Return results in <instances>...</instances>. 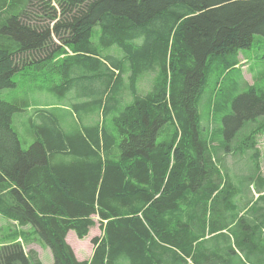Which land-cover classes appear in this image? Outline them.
<instances>
[{"label":"trees","instance_id":"trees-1","mask_svg":"<svg viewBox=\"0 0 264 264\" xmlns=\"http://www.w3.org/2000/svg\"><path fill=\"white\" fill-rule=\"evenodd\" d=\"M255 36L264 59V0H0V90L50 64L84 108L78 120L32 108L57 85L0 96V217L30 226L53 264H264V86L239 60ZM235 67L252 102L229 132L241 96L204 87ZM211 109L220 117L204 125ZM229 155L247 157V172ZM94 217L102 235L79 261L66 235L83 239ZM20 239L0 246V264H42Z\"/></svg>","mask_w":264,"mask_h":264},{"label":"rangeland","instance_id":"rangeland-1","mask_svg":"<svg viewBox=\"0 0 264 264\" xmlns=\"http://www.w3.org/2000/svg\"><path fill=\"white\" fill-rule=\"evenodd\" d=\"M98 27L94 29L93 39L96 38L98 34ZM262 48H263V38L261 36H255L252 46L247 50H242L240 55L246 59L245 62L243 57H240L241 65H242V72L244 79L249 83L253 78L256 83V88H260L264 86V79L262 74H264V59H261L262 55ZM69 53V52H68ZM49 66H44L43 69L45 70L44 74H38L40 71L41 64L32 65L29 71L22 72L21 74H17L14 80L17 82V86L13 89H2L0 90V96L6 101H13L14 97L21 96L22 92L27 88L37 92V89L41 85L46 86H59L58 91L56 93L51 94H36L29 99H31V106L32 108L37 106H67L70 112L73 113L74 119L78 120L82 113L84 112V108L77 107L74 108V105L82 103L83 101L78 100L81 98L80 93L73 89L72 92L62 96V76L57 72L55 66L48 64ZM59 64H57L58 66ZM251 65L250 71H247V66ZM208 80L204 87L205 95L208 94L209 90H214L215 98H221L223 95L229 92H235L233 97L241 96V99L238 101V116L236 117L237 113L235 110H232L233 118L227 122L226 128L229 132H238L239 126L241 123V118L244 113H247L249 110V106L252 102L250 97H245L244 92H246V88L244 84H242V79L240 75V71L237 67L231 69L229 72H224L221 75V71L211 70L208 75ZM252 77V78H251ZM251 79V80H250ZM219 80V84H215V82ZM150 90H146V92ZM240 98V97H239ZM238 98V99H239ZM204 107V106H203ZM52 118L56 119L60 123H67L71 122V116L68 112L63 110H49ZM64 115V116H63ZM84 115V114H83ZM82 115V116H83ZM15 116V115H14ZM21 117L24 115H16L15 121L18 119L20 121ZM203 117V124L206 125L209 121L212 122L213 118H219L220 113H216L213 109L209 110L207 113L202 114ZM25 122V121H24ZM37 123H41V120L38 119ZM26 124L22 127L20 133V139L23 142V147L28 148L33 142V135L30 132H26ZM256 142L257 146L260 149L261 154V164H262V175L264 176V133H257L256 134ZM233 155L226 156V164L229 166V169L236 168L238 172L243 168V172H247V169L250 167L249 161L247 157H232ZM244 163H246L244 165ZM254 193V191H253ZM95 224L89 229L88 235L83 239H78L74 231H70L66 242L71 246L76 258L79 261L88 260L90 258V252L92 251V244L91 238L93 236L100 237L102 235V231L99 227L98 218L94 217ZM20 237L27 240V244L23 239L24 250L27 252L30 249H35L39 252L42 261L44 264H51L53 262V255L51 250L41 241L38 239H34L32 228L30 226L27 227H18L15 223L7 220L4 217H0V246L2 244H7L12 242L13 240L20 241ZM30 244V245H28ZM47 262V263H46Z\"/></svg>","mask_w":264,"mask_h":264},{"label":"crops","instance_id":"crops-1","mask_svg":"<svg viewBox=\"0 0 264 264\" xmlns=\"http://www.w3.org/2000/svg\"><path fill=\"white\" fill-rule=\"evenodd\" d=\"M17 87H18V86H17ZM22 94H23V92H22ZM23 114H24V113H23ZM26 115H27V114H26ZM22 120H23V118L21 117V119H20L19 122H18V119L16 120V123H20ZM69 232H70V231H69ZM69 232L67 233L66 238H67ZM94 237H97V236H93L92 238H94ZM92 238H91V239H92ZM20 241H21V240H20ZM28 245H30V244H28ZM33 250H35V249H33ZM92 250H93V246H92ZM35 251L37 252V254H38V258H39V260L41 261V263L44 264L43 261H42V258H41V256H40V254H39V252H38L37 250H35ZM91 254H92V251L90 252V256H91ZM46 263H47V262H46ZM51 264H53V262H52Z\"/></svg>","mask_w":264,"mask_h":264},{"label":"bare ground","instance_id":"bare-ground-1","mask_svg":"<svg viewBox=\"0 0 264 264\" xmlns=\"http://www.w3.org/2000/svg\"><path fill=\"white\" fill-rule=\"evenodd\" d=\"M52 109V108H51ZM64 116V115H63ZM71 128V127H70ZM229 151V150H228ZM237 178V177H236ZM244 183V182H243ZM237 188V187H236Z\"/></svg>","mask_w":264,"mask_h":264}]
</instances>
